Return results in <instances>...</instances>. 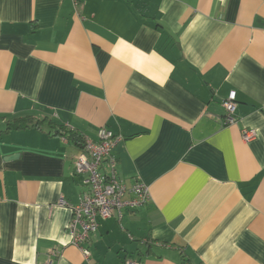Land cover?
Wrapping results in <instances>:
<instances>
[{
  "label": "crops",
  "instance_id": "1",
  "mask_svg": "<svg viewBox=\"0 0 264 264\" xmlns=\"http://www.w3.org/2000/svg\"><path fill=\"white\" fill-rule=\"evenodd\" d=\"M102 127L150 199L101 220L85 260L67 231L80 149L56 131ZM52 249L55 264H264V0H0V264Z\"/></svg>",
  "mask_w": 264,
  "mask_h": 264
},
{
  "label": "built area",
  "instance_id": "2",
  "mask_svg": "<svg viewBox=\"0 0 264 264\" xmlns=\"http://www.w3.org/2000/svg\"><path fill=\"white\" fill-rule=\"evenodd\" d=\"M80 0H73L75 6ZM225 111L224 125L236 123L237 108L236 92L230 91L222 101ZM254 131L243 130L245 140L250 139ZM97 141L84 139V146L74 158V176L81 177L86 190L81 194L77 204L69 205L71 220L67 231L70 244L77 247L85 260L90 257L89 242L99 226L101 220L114 216L120 219L123 210L134 209L150 199L149 191L139 180L128 186L119 177L117 158L114 150L123 140L120 134H114L102 127L98 131ZM131 194V199H125ZM59 255L57 249H52L45 264H55L54 258ZM126 264H139L138 261L126 259Z\"/></svg>",
  "mask_w": 264,
  "mask_h": 264
},
{
  "label": "trees",
  "instance_id": "3",
  "mask_svg": "<svg viewBox=\"0 0 264 264\" xmlns=\"http://www.w3.org/2000/svg\"><path fill=\"white\" fill-rule=\"evenodd\" d=\"M33 119L31 117H25V118H20V119H16L13 122H11L8 127L7 130L10 129H23L26 128L28 126H30L33 123ZM58 134H62L63 136H65V138L71 142L72 144H74L76 147H78L79 149H82L84 146V137H82L79 133L75 132V131H66L63 128L58 129V131H56Z\"/></svg>",
  "mask_w": 264,
  "mask_h": 264
}]
</instances>
